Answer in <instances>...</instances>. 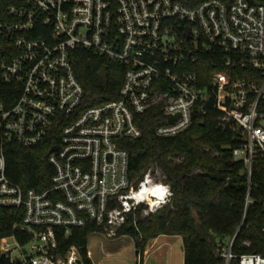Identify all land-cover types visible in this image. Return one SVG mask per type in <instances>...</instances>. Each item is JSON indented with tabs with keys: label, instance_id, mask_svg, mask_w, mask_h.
Returning <instances> with one entry per match:
<instances>
[{
	"label": "built area",
	"instance_id": "obj_1",
	"mask_svg": "<svg viewBox=\"0 0 264 264\" xmlns=\"http://www.w3.org/2000/svg\"><path fill=\"white\" fill-rule=\"evenodd\" d=\"M78 48L125 64L117 98L86 103L71 58ZM208 62L222 67L208 73ZM153 107L167 118L162 137L217 109L222 129L238 131L232 159L251 182L264 160V0H0V207L21 213L13 227L30 236H3L0 254L12 264L85 263L75 245L56 253L59 230L96 224L116 236L168 204L174 192L160 167L129 173L125 142L143 135L137 115ZM43 142L51 185L25 189L7 174V148ZM160 184L171 193L165 203L142 196Z\"/></svg>",
	"mask_w": 264,
	"mask_h": 264
},
{
	"label": "trees",
	"instance_id": "obj_2",
	"mask_svg": "<svg viewBox=\"0 0 264 264\" xmlns=\"http://www.w3.org/2000/svg\"><path fill=\"white\" fill-rule=\"evenodd\" d=\"M71 58L88 105L118 97L125 64L83 48L75 49ZM221 67L208 62L207 72ZM219 114L212 108L170 137L156 133L167 121L160 107L137 115L143 135L125 142L130 177L141 178L150 167H160L174 194L157 212L146 218L138 216L136 224L130 219L118 235L132 236L138 248H145L160 235H180L184 264H240L244 254L264 255V160L261 156L255 159L251 182L242 162L230 164L238 131L222 129ZM50 148V142L33 147L10 144L6 151L8 176L25 189L42 190L51 185ZM22 220L21 213L0 207V239L14 234L20 242H27L30 236L13 227ZM100 230L101 225L96 224L75 227L68 235L59 230L56 253L64 255L75 245L85 264H92L89 235ZM0 264L12 263L0 254Z\"/></svg>",
	"mask_w": 264,
	"mask_h": 264
},
{
	"label": "rangeland",
	"instance_id": "obj_3",
	"mask_svg": "<svg viewBox=\"0 0 264 264\" xmlns=\"http://www.w3.org/2000/svg\"><path fill=\"white\" fill-rule=\"evenodd\" d=\"M128 234L109 236L97 231L89 235L92 264H184L183 238L161 235L145 248H138Z\"/></svg>",
	"mask_w": 264,
	"mask_h": 264
},
{
	"label": "clouds",
	"instance_id": "obj_4",
	"mask_svg": "<svg viewBox=\"0 0 264 264\" xmlns=\"http://www.w3.org/2000/svg\"><path fill=\"white\" fill-rule=\"evenodd\" d=\"M148 194L157 197V200L155 203L157 205L165 203L166 198L171 194L170 190L167 185H156L155 187L151 189H144V192L142 193L143 197H146ZM257 264H264V262L259 261V258H257Z\"/></svg>",
	"mask_w": 264,
	"mask_h": 264
},
{
	"label": "water",
	"instance_id": "obj_5",
	"mask_svg": "<svg viewBox=\"0 0 264 264\" xmlns=\"http://www.w3.org/2000/svg\"><path fill=\"white\" fill-rule=\"evenodd\" d=\"M189 31H190V28H188V31H187V34H189ZM54 149H57V146L56 147H54V148H52V150H54ZM234 163V160H231L230 161V164H233ZM235 238V237H234ZM78 264H85V263H83L82 261H81V259H78ZM19 263H20V261H19Z\"/></svg>",
	"mask_w": 264,
	"mask_h": 264
},
{
	"label": "crops",
	"instance_id": "obj_6",
	"mask_svg": "<svg viewBox=\"0 0 264 264\" xmlns=\"http://www.w3.org/2000/svg\"><path fill=\"white\" fill-rule=\"evenodd\" d=\"M161 236V235H160Z\"/></svg>",
	"mask_w": 264,
	"mask_h": 264
}]
</instances>
